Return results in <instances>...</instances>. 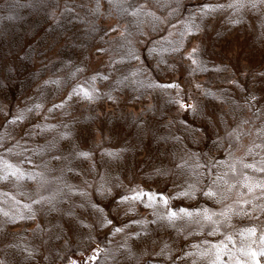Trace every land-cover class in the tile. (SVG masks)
Here are the masks:
<instances>
[{
	"label": "rangeland",
	"instance_id": "1",
	"mask_svg": "<svg viewBox=\"0 0 264 264\" xmlns=\"http://www.w3.org/2000/svg\"><path fill=\"white\" fill-rule=\"evenodd\" d=\"M262 253L264 0H0V264Z\"/></svg>",
	"mask_w": 264,
	"mask_h": 264
},
{
	"label": "snow or ice",
	"instance_id": "2",
	"mask_svg": "<svg viewBox=\"0 0 264 264\" xmlns=\"http://www.w3.org/2000/svg\"><path fill=\"white\" fill-rule=\"evenodd\" d=\"M85 95H88V94L85 93ZM176 216H177V213H175V212L170 213V214H169V219H173V218H175ZM262 254H264V253H262Z\"/></svg>",
	"mask_w": 264,
	"mask_h": 264
}]
</instances>
